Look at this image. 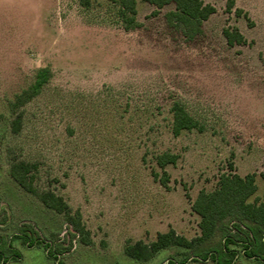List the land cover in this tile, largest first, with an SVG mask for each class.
I'll return each instance as SVG.
<instances>
[{
	"label": "rangeland",
	"instance_id": "1",
	"mask_svg": "<svg viewBox=\"0 0 264 264\" xmlns=\"http://www.w3.org/2000/svg\"><path fill=\"white\" fill-rule=\"evenodd\" d=\"M203 1L216 13L189 42L166 25L172 5L154 15L139 1L138 27L125 31L115 0H91L89 7L79 0H0V264H57L43 246L23 244L17 236L24 229L60 249L62 264H169L177 249L139 262L125 246L150 244L170 229L188 240L200 235L192 204L231 169L255 173L251 201L262 197L264 0H235L230 14L226 0ZM224 28H237L246 45H228ZM41 68L52 77L19 110L22 128L14 134L9 103ZM175 102L202 132L173 135ZM166 152L179 156L165 169L168 189L152 175L162 174L156 156ZM17 161L36 164V187L80 211L91 245L12 179ZM9 245L21 258L8 254ZM235 264L264 263L240 255Z\"/></svg>",
	"mask_w": 264,
	"mask_h": 264
},
{
	"label": "trees",
	"instance_id": "2",
	"mask_svg": "<svg viewBox=\"0 0 264 264\" xmlns=\"http://www.w3.org/2000/svg\"><path fill=\"white\" fill-rule=\"evenodd\" d=\"M139 1L153 6L154 15L172 5L173 10L165 15L166 25L189 42L204 34V23L216 13L215 7L203 0H115L125 31L138 27L136 17ZM79 2L89 7L91 0ZM235 7V0H226V13H232ZM235 13L238 17L244 16L249 20L248 14L242 9L237 8ZM223 35L230 46L247 43L237 28H224ZM51 77L49 68L39 69L34 82L9 103L10 111L16 116L11 123L14 134H18L22 128V115L18 113L19 110L41 94ZM172 114L174 136H180L186 131H203L200 123L189 114L182 103L173 104ZM178 159V155L170 152L156 156V163L163 172H153L152 175L166 189L169 188L170 177L165 169L169 165H176ZM37 170L36 164L17 161L11 165L10 175L24 191L35 196L45 207L63 215L74 232L73 235L79 236L85 245H91L90 232L83 223L80 211L73 213L64 199L54 192L40 191L35 185L34 173ZM256 177L255 173L242 177L231 169L230 172L220 175L214 190L199 192L192 204L193 212L200 217V235L197 237L188 240L170 229L166 233L158 234L156 240L150 244L143 241L128 242L124 249L125 254L136 261L148 262L162 250L174 248L178 250L179 258L170 259L169 264H188L190 261L235 264L240 255L264 263V193L261 198L251 201L258 191ZM260 177L264 181V172ZM17 237L27 247L43 246L57 264H62L59 261L61 250L54 249L50 243L42 241L33 229H24ZM7 252L11 257L21 258V253L12 245H9ZM0 255V261H5L4 254Z\"/></svg>",
	"mask_w": 264,
	"mask_h": 264
}]
</instances>
